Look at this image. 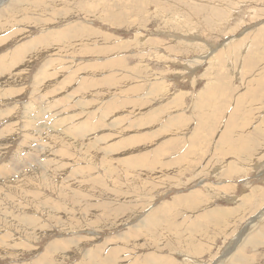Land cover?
<instances>
[{
    "label": "rangeland",
    "instance_id": "1",
    "mask_svg": "<svg viewBox=\"0 0 264 264\" xmlns=\"http://www.w3.org/2000/svg\"><path fill=\"white\" fill-rule=\"evenodd\" d=\"M25 2L15 5L26 16L10 28L0 54L49 29L69 33L58 46L28 51L10 74L0 73V93L12 88L15 94L0 103L2 113L10 108L0 122L14 130L2 127L8 139L0 140V164L31 134L22 115L34 100L37 68L49 57L60 62L51 69L54 86L41 87L37 98L52 103L44 94L61 85L55 98L65 105L80 100L73 124L87 120L89 130L60 145L57 172L44 182L19 191L12 175L0 176V239L7 237L8 250L11 244L32 249L0 252V264H33L52 242L73 238L71 231L78 245L62 253L70 246L58 242L45 264H60L56 258L70 251L61 264H86L88 252L96 264H215L227 247L220 264H264V0ZM2 3L13 1L0 0V16ZM87 79L92 85L78 89ZM57 124L51 132L69 136L66 123ZM85 160L89 165L77 164ZM6 191L10 204L26 202L25 213L1 201ZM53 207L61 213L52 220ZM19 220L41 238L19 230ZM240 231L239 243L229 246Z\"/></svg>",
    "mask_w": 264,
    "mask_h": 264
},
{
    "label": "bare ground",
    "instance_id": "2",
    "mask_svg": "<svg viewBox=\"0 0 264 264\" xmlns=\"http://www.w3.org/2000/svg\"><path fill=\"white\" fill-rule=\"evenodd\" d=\"M13 1V4L11 5V7L9 5H4L3 3V7L5 8L3 10L4 12V15L0 16V32L3 31V33L0 34V36L2 35H7L5 37H0V45L3 43V46H4V43L6 42V44L8 45L10 42V28L11 27H14L13 25H16L18 23H22L25 19V16L20 10L21 8L17 9L16 11H14V9H16L15 7L17 6V4H23L25 2V0L23 2H17V0H11V2ZM39 1L40 0H34V2L38 3L39 4ZM45 1V0H44ZM68 2V1H67ZM26 3V2H25ZM16 5V6H15ZM37 5V4H36ZM47 5V4H46ZM7 7L10 9V14L8 13V11L6 10ZM22 7V6H21ZM38 15H41V11H38ZM17 16H20L21 18H16ZM45 19V18H44ZM16 20H19V22H17ZM32 23V22H31ZM17 26V25H16ZM34 26V25H33ZM66 26V25H65ZM19 27V26H18ZM22 27V26H20ZM42 27V26H40ZM24 28V27H22ZM68 28V27H67ZM66 28V29H67ZM48 29V28H47ZM53 29V28H52ZM18 30V29H17ZM50 30V29H49ZM49 30L43 32L40 37H37L35 39H29V40H26L25 42H23L24 44L19 47L17 50L13 51L12 53L10 54H7L8 51L6 49V52H4V54H0V73H7V74H10V69L15 66L16 64H18L24 56L27 55V52L28 51H32V50H35V49H38L39 46H42L43 44L45 43H48V45H53V44H56L58 46V43L60 44V42L62 43L63 41L67 40L68 39V33L67 32H63V33H55V32H50L49 33ZM65 31V30H64ZM73 31V30H71ZM16 34V32H15ZM73 35V34H72ZM98 36V35H97ZM71 37V36H70ZM72 39V38H71ZM65 43V42H64ZM82 44V43H81ZM61 46V45H60ZM64 46V45H63ZM62 46V47H63ZM2 47V45L0 46ZM50 47V46H49ZM60 47V49L62 48ZM67 47V46H66ZM73 47V46H72ZM65 48V47H64ZM63 48V49H64ZM10 50V49H9ZM56 50V49H54ZM62 51V50H61ZM64 51V50H63ZM49 52V51H48ZM55 52V51H54ZM49 53H52V52H49ZM50 55V54H49ZM60 55V54H59ZM75 55V54H74ZM46 55H44L45 57ZM40 57V56H39ZM42 57V56H41ZM57 57V56H56ZM60 59V58H59ZM54 60H58L57 58L55 59V57H49L47 58L42 64L41 67H38L37 68V72L35 74V76L33 77V86L35 88L34 90V93L33 95L31 94L30 97H32L34 100L31 102L30 105H28L27 107V111H24L23 115H22V119L24 120L23 121V126H24V129L26 131V134L29 132V134H33V135H25L23 137L24 141L21 140V144H20V147L18 148V150L16 152H14V154L9 157L8 161L6 163H2L0 164V176L1 177H10V179L12 178H15L16 181H19V185L15 184V187L18 188V190L20 191L21 187L22 188H25L27 186V184L29 182H33L35 180H39L40 182H44L46 179H47V175H48V172H57V166L55 165H58L59 163L56 162L55 160V157H56V153H60V150L59 149H62V147L60 145H63L64 143L68 144L69 141L73 137L76 136V138L80 137L82 133H85L87 130H89L88 128V122L87 120L83 121L82 123H74L73 124V121L74 119H76L78 117V115H75V114H72L74 110L76 109V107L82 103L80 100L77 102V104H64L67 102V100L64 102L60 101L57 99V96L55 98L54 95H56L57 93V90H60V87L57 85L56 89L55 90H48L47 93L44 94V96L46 98H49V99H52V103H42L43 99L45 98H37L36 96V93H39L38 91L41 89V87H48V85L50 87L54 86L53 84L50 85V83L52 82V78H55L56 77V72H52L51 69H53L54 67V64H60V62H54ZM17 66V65H16ZM14 68V67H13ZM80 69V68H79ZM66 69H63L62 71H65ZM57 71V70H56ZM59 72V71H58ZM57 72V73H58ZM58 75V74H57ZM99 77V76H98ZM48 79V82H46V84H44V82ZM66 79H68V82L69 84L72 83V80H71V76H67ZM64 79V84L67 82V80ZM92 82V81H91ZM96 82V81H95ZM90 81L87 79L85 82L82 81L81 84L79 85L78 89H81L83 87L84 84H89ZM61 84V83H59ZM91 84V83H90ZM63 85V84H62ZM82 85V86H81ZM92 85V84H91ZM94 85V83H93ZM91 87V86H90ZM8 90H3L1 93H0V103L1 102H4V100H9L10 98H12L11 95H15L14 94V91L12 88H7ZM1 90V88H0ZM76 90V89H75ZM18 91V90H17ZM20 92V91H19ZM60 92V91H59ZM63 92V91H62ZM78 92V90L76 91ZM18 95V94H16ZM75 95V93H74ZM43 96V97H44ZM54 96V98L52 97ZM68 96V95H67ZM69 97V96H68ZM41 99V100H40ZM73 99V98H72ZM56 102H60L61 105L64 104V107L61 108L59 107ZM83 105V104H82ZM3 106V105H2ZM78 106V108H79ZM35 108V109H28V108ZM75 108V109H73ZM62 111L63 112V115L62 117L60 116L59 113H55L56 114V118H54V115L52 113V111ZM81 109V107L79 108ZM9 109L5 110L3 113H2V110L0 109V121L3 122L4 118L6 115H8L9 113ZM67 110H70L69 112ZM11 112V111H10ZM33 113L35 114L34 116ZM11 114V113H10ZM62 114V113H61ZM77 114V113H76ZM84 115V114H83ZM82 115V116H83ZM10 118L11 119H14L13 118V113L10 115ZM81 118V117H80ZM6 119V118H5ZM57 120H59V124L61 125H65V127L63 126L62 128H64V130L62 131H67L69 133V136H65V135H60V134H56V132H51V127L55 125L58 126L57 124ZM79 120V119H78ZM81 120V119H80ZM41 121H43L45 123V126L43 125L44 123H42ZM49 121V122H48ZM0 122V140H7L8 137H4L5 135L1 134V130H4L3 128H6V125L7 127L10 128V133H14L13 129H12V123L11 125L8 126V123L4 124V123H1ZM48 122V123H47ZM4 125V127H3ZM15 125V124H14ZM21 125V124H20ZM18 126V125H17ZM16 126V127H17ZM23 126L21 127V130L19 129L20 127H18L19 131L22 133L23 131ZM3 127V128H2ZM58 128V127H57ZM9 130V129H7ZM16 131V130H15ZM56 131V130H55ZM4 132V131H3ZM23 134V133H22ZM25 134V133H24ZM63 134V132L61 133ZM20 135V133H19ZM21 136V135H20ZM4 137V138H3ZM34 137V138H33ZM43 137V138H42ZM19 138V137H18ZM42 138V140L44 141L43 143L42 142H38L40 139ZM47 141V142H45ZM1 144V142H0ZM42 145V148L40 149V146ZM45 145V146H44ZM1 148V147H0ZM7 150V148H5V151ZM27 151V154H24V151ZM40 156H44L43 157V161L44 162H41V159L39 158ZM2 157V156H1ZM3 158V157H2ZM11 158V159H10ZM83 159V158H82ZM81 159V160H82ZM21 160H23L21 162ZM84 160V159H83ZM77 164L79 166H84V165H89V162L87 160H85V163H82V162H77ZM21 168H28L27 170H22L21 171ZM24 172V173H23ZM23 174H29V177H21L23 176ZM4 180V179H3ZM15 182V181H13ZM24 182V183H22ZM7 184V183H6ZM11 184V183H10ZM227 184V183H226ZM5 186V185H4ZM3 187V185L1 186ZM3 188H6V187H3ZM1 193V192H0ZM262 193V192H261ZM61 195H67L66 192H61ZM9 198H10V193L9 192H5L2 197H1V201L5 202L8 204L9 208L10 209H13V210H18L20 211L21 213H25V209L24 208H27V204L26 202L24 201V205L23 207L24 208H20L22 206L21 203H18V204H13V203H9ZM92 199V198H91ZM230 199V198H229ZM18 201V200H17ZM20 201V200H19ZM95 201V200H93ZM2 202V203H3ZM63 202V201H62ZM67 203V202H66ZM92 203V202H90ZM95 203V202H94ZM97 203V202H96ZM63 204V203H62ZM68 204V203H67ZM88 204V203H87ZM101 204V203H100ZM5 205V204H4ZM64 205V204H63ZM86 205V204H85ZM96 205V204H94ZM53 206V205H52ZM51 206V207H52ZM70 206V205H69ZM91 206V205H90ZM93 206V205H92ZM3 207V206H2ZM61 207V206H60ZM98 207V206H97ZM102 207H104L102 205ZM18 208V209H17ZM62 208V207H61ZM60 208V209H61ZM72 208V207H70ZM74 208V207H73ZM72 208V209H73ZM87 208V207H86ZM264 209V208H263ZM53 213L51 211L52 214L49 215V218H51L52 220L54 219L55 215L57 213H59L61 210H59L58 208L56 207H53ZM63 210V208H62ZM66 210V209H65ZM68 210V209H67ZM74 210H78V209H74ZM84 210V209H83ZM95 210V209H94ZM3 211V210H1ZM7 212V211H6ZM14 212V211H13ZM17 212V211H16ZM50 212V211H49ZM66 212V211H65ZM88 212V211H86ZM92 212V211H91ZM90 212V214H91ZM10 213V212H9ZM61 213V212H60ZM78 213H79V210H78ZM94 213V212H93ZM6 214V213H5ZM28 215V214H27ZM73 215V214H72ZM149 215V214H148ZM67 216V215H66ZM89 216H92V215H89ZM88 216V218H89ZM256 216V215H255ZM259 215L256 216V218H258ZM67 217H70V216H67ZM87 217V216H86ZM15 218V217H14ZM27 218V217H26ZM0 219L3 220V217L0 216ZM73 219V218H72ZM142 219V218H141ZM12 220V219H10ZM31 220V219H30ZM34 220V219H33ZM79 220V219H78ZM5 221V220H4ZM20 221V224L23 225V227L19 228V230H23L26 232V230H30L32 232L29 231V234L28 236L30 237H35L37 239L41 238V236H38L37 232L34 231V230H31V225L30 224H25L26 222L24 221ZM27 221V220H26ZM66 221V220H64ZM76 221V220H75ZM82 221V220H81ZM89 222V224H91L93 222V219H89L87 220ZM252 220H249V225L252 226ZM32 222V221H31ZM36 222V221H35ZM34 222V223H35ZM79 222V221H77ZM57 223V222H56ZM63 223V222H62ZM64 224V223H63ZM88 224V223H87ZM7 227L10 228V225H15L14 223H9V222H6L5 224ZM57 225V224H56ZM69 225V224H68ZM123 225V224H122ZM128 226V225H127ZM86 227V226H85ZM41 229H44V227L40 226ZM246 227H244L245 229ZM85 229V228H84ZM69 231V229H68ZM61 232V231H59ZM75 232L77 231H71L72 235H74L73 238L69 237V239H67V236H65L66 238L62 237L63 239H58L59 241H54L52 242L50 245L46 246V248L44 249V252L42 254H39L37 256L39 257H36L34 259H32V263L33 264H45L44 263V260H43V257L46 255V254H54L55 253V250L54 248L56 247H59L58 245V242H63V243H67L68 245L67 246H70L69 248H66L63 250L62 253H65V251L67 252L68 250H74V247H76L78 244L76 242V236H75ZM64 233V232H63ZM70 233V232H69ZM241 233V231H240ZM237 234L233 240V242L229 245L231 247H235L239 241H240V238L241 236L243 235V232L241 234ZM6 234V233H5ZM59 235V234H58ZM1 237V236H0ZM10 237V236H9ZM20 237H22V239H24V241L27 243L29 242V240H27V238H25L23 235H20ZM80 237V236H79ZM78 237V238H79ZM82 237V236H81ZM2 238V237H1ZM12 238V235L11 237ZM82 239V238H81ZM21 240V239H20ZM12 241V240H11ZM22 241V242H24ZM6 242H7V237L6 239H0V252L4 253L2 255H8V252L10 250V253L8 256L12 255H17L18 254V246H22L24 248H27V246H25L24 244H20V245H14L13 247H11L10 245V249L8 250V247H6ZM9 242V241H8ZM13 242V241H12ZM82 244V242H81ZM80 244V245H81ZM5 245V246H4ZM61 245V244H60ZM4 246V248H2ZM21 247V248H22ZM32 248V247H31ZM41 249V248H39ZM77 249V248H76ZM27 250H30L32 251V249H29L27 248ZM36 249H33V252L35 251ZM224 251H222L221 255L218 256V258L216 257V263L215 264H220L222 262V259L224 258L223 257V254H227V251H228V247L226 249H223ZM22 252V250H21ZM72 251L68 252L67 256H63V258H56L57 260V263L60 261L61 263L63 262V259H66L67 257L71 256ZM27 254V252H24ZM29 253V252H28ZM71 253V254H70ZM113 253H115L114 251H109L108 252V255H112ZM21 254V253H20ZM34 254V253H33ZM12 258V257H11ZM33 258V257H32ZM89 258L92 260L90 261ZM13 259V258H12ZM30 261V260H29ZM81 262L83 263H86V264H96L98 261L94 258V256L91 254V253H83V256H82V260ZM20 263V262H19ZM18 263V264H19ZM25 263V262H24ZM60 263V264H61ZM16 264V263H15ZM23 264V263H22ZM26 264V263H25ZM30 264V263H29ZM48 264H54V263H48Z\"/></svg>",
    "mask_w": 264,
    "mask_h": 264
}]
</instances>
